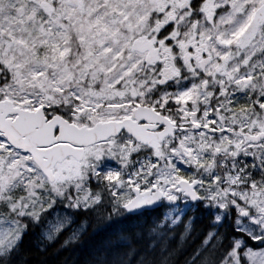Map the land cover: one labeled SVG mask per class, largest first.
Wrapping results in <instances>:
<instances>
[{
	"label": "snow or ice",
	"instance_id": "6c2138e0",
	"mask_svg": "<svg viewBox=\"0 0 264 264\" xmlns=\"http://www.w3.org/2000/svg\"><path fill=\"white\" fill-rule=\"evenodd\" d=\"M264 264V0H0V264Z\"/></svg>",
	"mask_w": 264,
	"mask_h": 264
},
{
	"label": "trees",
	"instance_id": "16d2710c",
	"mask_svg": "<svg viewBox=\"0 0 264 264\" xmlns=\"http://www.w3.org/2000/svg\"><path fill=\"white\" fill-rule=\"evenodd\" d=\"M74 254L71 250L68 251H61L58 255L49 257L50 264H58L60 260H63L64 258H68L69 260L72 258Z\"/></svg>",
	"mask_w": 264,
	"mask_h": 264
}]
</instances>
